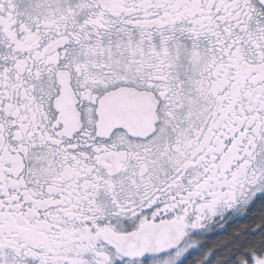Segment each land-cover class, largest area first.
<instances>
[{"label":"snow or ice","instance_id":"1","mask_svg":"<svg viewBox=\"0 0 264 264\" xmlns=\"http://www.w3.org/2000/svg\"><path fill=\"white\" fill-rule=\"evenodd\" d=\"M229 212L264 264V0H0V264H188Z\"/></svg>","mask_w":264,"mask_h":264},{"label":"trees","instance_id":"2","mask_svg":"<svg viewBox=\"0 0 264 264\" xmlns=\"http://www.w3.org/2000/svg\"><path fill=\"white\" fill-rule=\"evenodd\" d=\"M247 223L245 217L231 215L224 219L223 223L215 228H210L205 234L195 238V248L189 251L188 264L202 260L203 264H217L216 258L222 252L221 241L235 228Z\"/></svg>","mask_w":264,"mask_h":264},{"label":"flooded vegetation","instance_id":"3","mask_svg":"<svg viewBox=\"0 0 264 264\" xmlns=\"http://www.w3.org/2000/svg\"><path fill=\"white\" fill-rule=\"evenodd\" d=\"M231 215H232L231 212L227 213V214L225 215V218H224V219H226L227 217H230ZM223 221H224V220H220V219L217 218V219L214 220V221H210V222H209L208 224H206L202 229H194V230H192V232H191L189 235H190V236L195 235V237L201 236L202 233H203L204 231H206V230H208V229H210V228L218 227L219 225L222 224Z\"/></svg>","mask_w":264,"mask_h":264},{"label":"rangeland","instance_id":"4","mask_svg":"<svg viewBox=\"0 0 264 264\" xmlns=\"http://www.w3.org/2000/svg\"><path fill=\"white\" fill-rule=\"evenodd\" d=\"M232 215H233V214H232ZM222 223H223V222H222ZM208 230H209V229H208ZM208 230L204 231L202 234H205ZM190 238H191V240L193 241V247L189 248V249H188V252L195 248V242H194V241H195V238H196L195 235L190 236ZM188 252H187V253H188ZM187 253H185V255H186Z\"/></svg>","mask_w":264,"mask_h":264}]
</instances>
